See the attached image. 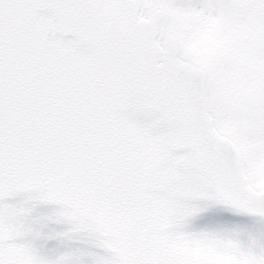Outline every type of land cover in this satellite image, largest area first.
I'll return each mask as SVG.
<instances>
[{
  "label": "water",
  "instance_id": "water-1",
  "mask_svg": "<svg viewBox=\"0 0 264 264\" xmlns=\"http://www.w3.org/2000/svg\"><path fill=\"white\" fill-rule=\"evenodd\" d=\"M145 8L0 0V264H264V188Z\"/></svg>",
  "mask_w": 264,
  "mask_h": 264
},
{
  "label": "rangeland",
  "instance_id": "rangeland-1",
  "mask_svg": "<svg viewBox=\"0 0 264 264\" xmlns=\"http://www.w3.org/2000/svg\"><path fill=\"white\" fill-rule=\"evenodd\" d=\"M146 2L163 7L164 35L208 72L218 129L240 146L252 184L263 188L264 0Z\"/></svg>",
  "mask_w": 264,
  "mask_h": 264
},
{
  "label": "bare ground",
  "instance_id": "bare-ground-1",
  "mask_svg": "<svg viewBox=\"0 0 264 264\" xmlns=\"http://www.w3.org/2000/svg\"><path fill=\"white\" fill-rule=\"evenodd\" d=\"M4 25L3 23H0V25ZM3 32H6V29L5 28H2V27H0V34H2ZM32 32L34 33V34H41V32L39 31V30H32ZM73 93L75 94V92L74 91H72L71 90V95L73 96Z\"/></svg>",
  "mask_w": 264,
  "mask_h": 264
}]
</instances>
